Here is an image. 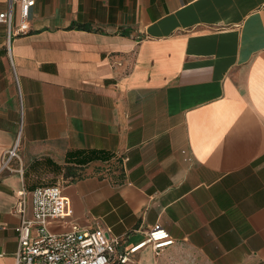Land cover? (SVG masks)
<instances>
[{
    "label": "crops",
    "instance_id": "1",
    "mask_svg": "<svg viewBox=\"0 0 264 264\" xmlns=\"http://www.w3.org/2000/svg\"><path fill=\"white\" fill-rule=\"evenodd\" d=\"M29 23L0 24V264L55 175L32 165L77 151L109 158L58 174L73 216L50 232L129 250L159 224L174 243L128 264H264V0H35Z\"/></svg>",
    "mask_w": 264,
    "mask_h": 264
},
{
    "label": "built area",
    "instance_id": "2",
    "mask_svg": "<svg viewBox=\"0 0 264 264\" xmlns=\"http://www.w3.org/2000/svg\"><path fill=\"white\" fill-rule=\"evenodd\" d=\"M6 9L0 11V24L7 26L9 36L27 35L31 31L29 17L35 0H0ZM19 22L14 26L15 13ZM18 144L8 153L3 170L13 172L12 162L20 160ZM23 173V168L19 170ZM24 191L19 193L23 196ZM32 221L24 219L15 228L18 238L17 264H128L133 256L147 246L156 255L174 243V239L159 224L155 225L145 240L129 250L122 248L121 238L111 234L108 228L94 230L73 226L69 231L55 234L49 231L50 220L67 221L73 216L71 199L65 195L61 184L41 186L32 192Z\"/></svg>",
    "mask_w": 264,
    "mask_h": 264
},
{
    "label": "trees",
    "instance_id": "3",
    "mask_svg": "<svg viewBox=\"0 0 264 264\" xmlns=\"http://www.w3.org/2000/svg\"><path fill=\"white\" fill-rule=\"evenodd\" d=\"M109 155L104 154L102 152L97 151H77V152H69L67 154L66 163L67 166L63 167L56 163H54L50 159H45L43 161H36L32 166L34 168L33 171L40 173H55L59 174L63 173V177L65 180L67 179H76L80 177L78 173L83 166L96 161V160H107ZM118 264V263H116Z\"/></svg>",
    "mask_w": 264,
    "mask_h": 264
},
{
    "label": "rangeland",
    "instance_id": "4",
    "mask_svg": "<svg viewBox=\"0 0 264 264\" xmlns=\"http://www.w3.org/2000/svg\"><path fill=\"white\" fill-rule=\"evenodd\" d=\"M59 175L55 174L54 176H48L44 175L42 180L40 181L43 185H50V184H55L59 180Z\"/></svg>",
    "mask_w": 264,
    "mask_h": 264
}]
</instances>
